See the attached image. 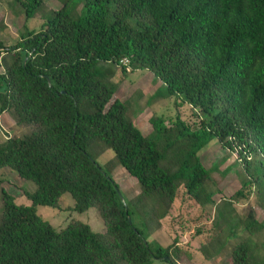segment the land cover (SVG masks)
Returning <instances> with one entry per match:
<instances>
[{
	"label": "trees",
	"instance_id": "16d2710c",
	"mask_svg": "<svg viewBox=\"0 0 264 264\" xmlns=\"http://www.w3.org/2000/svg\"><path fill=\"white\" fill-rule=\"evenodd\" d=\"M13 1L25 20L45 2ZM68 2L14 43L0 38V116L33 125L0 143V168L36 186L24 192L30 204L1 188L0 264H177L189 255L177 240L152 249L132 214L165 218L181 187L203 202L214 183L198 152L210 138L233 151L250 177L221 197L229 213L256 185L264 210V0H83L80 16ZM118 68L123 75L150 71L206 116L195 129L156 117V134L144 135L127 116V102L114 98ZM108 149L113 155L101 164ZM116 166L138 182L129 200L112 176ZM64 192L77 211L96 207L104 230L77 220L56 229L36 212ZM237 217L248 237L263 232L264 217L252 210ZM216 252L203 251L218 263ZM228 258L263 264L252 259L246 239L230 246Z\"/></svg>",
	"mask_w": 264,
	"mask_h": 264
},
{
	"label": "rangeland",
	"instance_id": "374dc122",
	"mask_svg": "<svg viewBox=\"0 0 264 264\" xmlns=\"http://www.w3.org/2000/svg\"><path fill=\"white\" fill-rule=\"evenodd\" d=\"M66 0H45L37 13L25 20L24 13L19 10L13 0H0V18L6 27L0 31V38L5 43H14L18 34L25 29H39L43 21L42 14L49 9L59 8ZM69 10L76 16L83 12V0H69ZM133 23V19H130ZM129 70V69H128ZM113 81L117 84L114 98L126 101L127 116L148 136L154 137L156 129L152 120L161 117L168 121L179 118L190 129H195L197 120L206 114L193 108L181 93H168L165 84L153 73L146 69L128 71L125 75L118 68ZM33 125L16 126L7 113L0 116V143L6 137L22 135L29 132ZM203 165L210 171L214 185L207 187L209 196L197 203L181 187L172 204L168 215L156 221H149L147 212L132 214L133 223L145 235L152 249L157 245L166 246L177 240L179 247L189 255H182L177 264H231L228 258L230 246L237 241L246 239L252 250L253 260L264 264V230L258 235L248 237L244 226L238 225V215L252 210L255 217L262 219L264 210L259 200L263 192L262 185L254 186L253 194L243 203L235 204L233 213L231 208L221 199L231 195L247 178H250L242 168L239 159L231 150L220 147L216 138H210L207 144L198 152ZM112 151L106 150L98 161L101 164L111 157ZM112 176L126 199H130L138 192V182L120 166L114 167ZM0 216L2 209V187L10 193L15 202L30 204L24 192H32L36 186L31 180L19 177L9 167L0 168ZM255 188L260 190L256 191ZM73 199L68 192H64L56 201L55 206L37 205L36 212L56 229L64 227L69 221L77 220L87 223L93 231L102 232L104 223L96 207L85 211L73 208ZM225 220L223 231L219 233L216 227ZM216 249L214 259L204 255ZM154 264H170L166 260H155Z\"/></svg>",
	"mask_w": 264,
	"mask_h": 264
},
{
	"label": "built area",
	"instance_id": "2783aa9c",
	"mask_svg": "<svg viewBox=\"0 0 264 264\" xmlns=\"http://www.w3.org/2000/svg\"><path fill=\"white\" fill-rule=\"evenodd\" d=\"M121 62H122V63H127L128 60H127V59H122Z\"/></svg>",
	"mask_w": 264,
	"mask_h": 264
},
{
	"label": "water",
	"instance_id": "95a60500",
	"mask_svg": "<svg viewBox=\"0 0 264 264\" xmlns=\"http://www.w3.org/2000/svg\"><path fill=\"white\" fill-rule=\"evenodd\" d=\"M118 194H119L121 200L123 201V197H122L121 193L119 192Z\"/></svg>",
	"mask_w": 264,
	"mask_h": 264
}]
</instances>
